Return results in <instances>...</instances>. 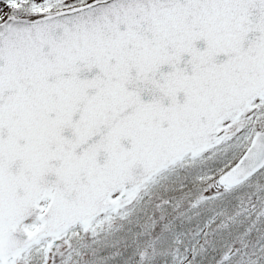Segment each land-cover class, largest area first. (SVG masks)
<instances>
[{"label":"snow or ice","instance_id":"obj_1","mask_svg":"<svg viewBox=\"0 0 264 264\" xmlns=\"http://www.w3.org/2000/svg\"><path fill=\"white\" fill-rule=\"evenodd\" d=\"M0 264H264V0H0Z\"/></svg>","mask_w":264,"mask_h":264}]
</instances>
